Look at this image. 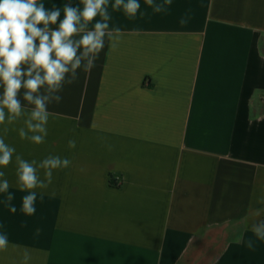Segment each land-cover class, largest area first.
<instances>
[{"label": "crops", "instance_id": "crops-1", "mask_svg": "<svg viewBox=\"0 0 264 264\" xmlns=\"http://www.w3.org/2000/svg\"><path fill=\"white\" fill-rule=\"evenodd\" d=\"M139 3L135 18L109 7L118 47L106 44L49 105L43 144L5 136L26 160L71 166L36 190L33 215L21 210L15 158L0 169L16 207L0 194V264H21L24 249L29 264H189L193 245L233 224L208 264H264L251 230L264 219V0H171L160 13Z\"/></svg>", "mask_w": 264, "mask_h": 264}, {"label": "clouds", "instance_id": "clouds-1", "mask_svg": "<svg viewBox=\"0 0 264 264\" xmlns=\"http://www.w3.org/2000/svg\"><path fill=\"white\" fill-rule=\"evenodd\" d=\"M146 3L153 12L160 13L166 11L171 0L164 3L146 0ZM109 7L135 18L141 4L139 0H114L111 4L110 0H80L74 6L69 0L62 8L56 5L49 8L38 0H0V169L15 158L16 186L27 191L21 209L27 215L36 211V190H47L54 170L70 167L71 160L51 154L39 162L26 160L6 143L5 136L12 130L36 145L45 142L51 115L49 105L62 101L64 87L74 84L81 70L90 72L96 66L106 44L113 50L118 47L121 29L110 26ZM187 22V18L180 20L181 25ZM259 92L254 90V95ZM21 120L24 126L10 129V125ZM67 146L74 149L76 140L69 139ZM40 170H44L43 179ZM10 187L5 172L0 170V194H5V207L15 213L16 207L11 203L15 196ZM255 215L259 216L260 210ZM251 230L264 240V219L254 222ZM242 240L243 233H238L233 243ZM8 247V236L0 234V251ZM248 247H253L251 240ZM31 258L30 251L24 249L21 264H29Z\"/></svg>", "mask_w": 264, "mask_h": 264}, {"label": "rangeland", "instance_id": "rangeland-1", "mask_svg": "<svg viewBox=\"0 0 264 264\" xmlns=\"http://www.w3.org/2000/svg\"><path fill=\"white\" fill-rule=\"evenodd\" d=\"M236 228L237 225L233 224L211 231L212 240L210 242L205 241L204 244L201 242V244H195L191 247V250L187 253V259L190 261L189 264H208L214 254L218 253L223 246L229 233Z\"/></svg>", "mask_w": 264, "mask_h": 264}, {"label": "trees", "instance_id": "trees-1", "mask_svg": "<svg viewBox=\"0 0 264 264\" xmlns=\"http://www.w3.org/2000/svg\"><path fill=\"white\" fill-rule=\"evenodd\" d=\"M233 237H234V235H233L232 237L228 238V239H227V242H228V241H231V240L233 239Z\"/></svg>", "mask_w": 264, "mask_h": 264}]
</instances>
